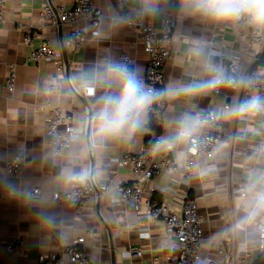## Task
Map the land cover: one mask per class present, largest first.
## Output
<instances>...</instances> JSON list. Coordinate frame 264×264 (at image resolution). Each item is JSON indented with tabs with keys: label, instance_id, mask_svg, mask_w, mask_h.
<instances>
[{
	"label": "crops",
	"instance_id": "1",
	"mask_svg": "<svg viewBox=\"0 0 264 264\" xmlns=\"http://www.w3.org/2000/svg\"><path fill=\"white\" fill-rule=\"evenodd\" d=\"M105 13L98 34L86 20L74 25L42 19L46 5L58 9L73 7L74 0H6L5 22L0 23V261L5 264H40L39 257L58 250L73 238L84 233L87 226L95 230L85 248L92 264H152V259L167 253H179L180 244L166 231L163 221L152 220L145 210L136 211L127 202L116 201V185L142 183L144 196L180 211L184 200H196L201 218L202 236L200 258L194 264H205L209 255L216 264H250L260 253L259 224L264 213L248 218V201L233 192L239 183L246 184L253 171H264V153L258 150L264 145V115L249 119L222 121L221 145L212 159L200 157L188 178L183 170L165 172L151 180L135 173L131 166L117 162L127 153H137L148 141L153 125L130 142L109 141L100 144L94 136L91 121L89 140L86 138L88 108L81 101L80 77L103 61H118L121 55H132V66L139 69L141 78L146 73L148 56L134 29L126 24L129 12L141 11L139 0H96ZM169 0H158L159 11L146 15L160 25ZM175 31L171 40V56L164 67V88L172 84H189L206 79L207 54L212 62L220 61L218 51L225 59L242 53L243 59L237 76H244L251 66V57L259 55L264 62V43L249 44L245 23H217L177 9ZM32 22L41 27L40 32L52 44L62 49L72 28L87 31L88 39L78 50H67L68 63L64 58L60 68L54 63L26 61L30 47L23 43V32L18 22ZM46 22V23H45ZM218 38L215 45L210 41L213 34ZM264 35V31H262ZM202 49L201 55L193 52ZM63 52V51H62ZM16 68V88H6L7 64ZM59 78L54 91L50 86L54 76ZM105 90L98 87L97 96ZM244 99V88L222 87L218 94L210 92L192 97L181 96L175 100L165 98L160 131L169 136L180 115L205 113L209 110L232 105ZM96 97H88L90 112L95 110ZM61 105L75 115L77 125L85 132L71 147L55 154L46 133V119L50 108ZM250 128L257 129L253 134ZM208 129L205 130V133ZM187 146L180 145L171 151H157V158L175 156L185 159ZM22 158L24 169L20 176H9L7 162L14 156ZM73 162L76 167L88 169L89 179L96 184V196L92 208L79 214L67 203L53 199L56 191H68L71 186L59 179L61 168ZM108 181L109 189L101 191L100 183ZM41 189L40 197L34 199L32 192ZM24 238V253H9L6 245L17 238ZM224 242V252L218 250ZM141 255H135L136 251Z\"/></svg>",
	"mask_w": 264,
	"mask_h": 264
},
{
	"label": "built area",
	"instance_id": "2",
	"mask_svg": "<svg viewBox=\"0 0 264 264\" xmlns=\"http://www.w3.org/2000/svg\"><path fill=\"white\" fill-rule=\"evenodd\" d=\"M123 1L125 0H117V3L120 5ZM5 7L6 0H0V23H4L6 20ZM104 17L105 13L97 5L96 0H74L73 7L71 8L60 6L58 9H54L52 6L46 5L42 11V19L52 24H56L59 21L74 25L81 19L86 20L94 27L95 35L98 34ZM241 23L244 22L241 21ZM126 24L129 28L136 31L148 56L146 73L142 77L143 82L147 87L158 91L165 90L164 67L171 56L170 44L176 26L175 14L173 12L164 13L162 21L158 25L142 14V11L129 12L126 17ZM17 26L23 32V43L30 47V53L26 61L33 63L47 61L56 64L60 68L63 59L62 49L59 45L52 44L45 39L44 35L40 32L41 27L32 22L25 23L22 21L18 22ZM245 36L252 46H259L264 43L262 31L249 27V31ZM217 38L218 34L214 33L210 44L215 45ZM87 39V31L74 26L64 45L68 49L78 50ZM217 54L221 59L216 64L223 66L230 74L237 76L242 66V53H236L229 59H225L224 54L220 51ZM260 58L257 54L252 55L250 58L251 66L244 75L256 76L257 82L252 88H244V99L253 94L264 95V62H260ZM118 62L131 65L133 62L132 55L129 52H125L121 55ZM7 68L6 88L9 91H14L16 88V68L13 63L7 64ZM58 78L59 76L56 74L54 76V83L50 86V91H54ZM221 89L222 87L213 91V93L218 94ZM82 95L86 98L90 97L84 92ZM164 103L165 98L154 104L150 112L153 130L150 133L148 141L140 147L137 153H127L120 159H117L120 165L131 166L135 173L140 174L147 181L160 176L162 173H176L180 169L183 170L184 177L188 178L198 159L203 156L208 159L214 158L221 145L224 130L222 121H219L209 127L208 131L204 133L203 139L207 141L206 145L200 147L199 150L190 149L187 146L184 160L179 161L177 157L170 155H165L158 159L154 146L163 137L160 127L162 125L161 113ZM84 132V127L76 124L75 115L72 112L61 105H54L50 108L46 119V133L50 138L55 154H61L69 149L72 143L80 138ZM23 169V161L19 155L12 157L6 164V172L9 176H21ZM244 185V183H239L235 186L233 192L241 196V189ZM98 187L101 191H107L109 183L108 181H104ZM96 189V184L86 180L72 185L68 191H56L52 196L55 201L67 203L81 214L92 208V202L97 193ZM40 193L41 189L39 187L35 188L32 192L33 198L38 199ZM116 194L117 203H130L136 211L145 210L152 220L163 221L168 234L174 236L179 242L181 247L179 253H167L161 257H154L152 264H194L200 258L202 227L196 200L187 197L180 211H176L167 204L146 198L144 196L143 185L139 181H134L131 184L116 185ZM258 227L260 233L258 248L260 253L264 254V222L260 223ZM94 236L95 230L87 226L84 229V233L73 238L70 243L63 245L56 251L40 255L39 262L40 264H92L85 245L88 239ZM219 244L218 250L223 253L224 242H220ZM6 249L9 253H24V238L20 237L8 243ZM141 254L142 251L140 250L135 253V255ZM215 262L212 255H209L205 264H216ZM0 264L5 263L0 261Z\"/></svg>",
	"mask_w": 264,
	"mask_h": 264
},
{
	"label": "clouds",
	"instance_id": "3",
	"mask_svg": "<svg viewBox=\"0 0 264 264\" xmlns=\"http://www.w3.org/2000/svg\"><path fill=\"white\" fill-rule=\"evenodd\" d=\"M144 15H154L159 11L158 0H139ZM181 11L189 16H197L217 23H238L257 31H264V0H180ZM202 49L194 48L196 55ZM212 53L207 54L206 69L209 76L189 84H172L163 91L147 87L139 69L124 62L106 60L89 69L80 77L81 88L90 97H96L95 110L85 120L94 122V136L98 143L109 141L130 142L145 130L153 105L163 98L175 100L181 96L192 97L208 94L221 87L252 88L257 77L236 76L223 66L212 62ZM98 87L105 91L97 96ZM264 115V95L253 94L207 113L186 112L175 120L171 135L161 137L154 151H171L180 145L199 150L206 145L205 130L223 120L249 119ZM253 134L257 129L250 128ZM218 150V149H217ZM264 153V145L258 150ZM88 169H81L69 162L59 173V179L68 186L89 179ZM242 197L248 201V218L264 213V171H253L248 182L241 189Z\"/></svg>",
	"mask_w": 264,
	"mask_h": 264
},
{
	"label": "trees",
	"instance_id": "4",
	"mask_svg": "<svg viewBox=\"0 0 264 264\" xmlns=\"http://www.w3.org/2000/svg\"><path fill=\"white\" fill-rule=\"evenodd\" d=\"M177 2H178V0H169L164 11L172 12L173 10H176L177 9ZM262 61H263V59L260 58V62H262ZM250 264H264V254L261 253L258 256H256V258H254V260Z\"/></svg>",
	"mask_w": 264,
	"mask_h": 264
},
{
	"label": "water",
	"instance_id": "5",
	"mask_svg": "<svg viewBox=\"0 0 264 264\" xmlns=\"http://www.w3.org/2000/svg\"><path fill=\"white\" fill-rule=\"evenodd\" d=\"M62 51H63V58H64V61H65V63L67 64V63H68V57H67V50H66V47H65V46H62ZM79 98H80L81 101L87 106V108H88V116H90V115H91V112H90V110H89V106H88L87 98L84 97L83 95H79ZM90 126H91V121L88 120V124H87V127H86V138H87V140H89Z\"/></svg>",
	"mask_w": 264,
	"mask_h": 264
}]
</instances>
